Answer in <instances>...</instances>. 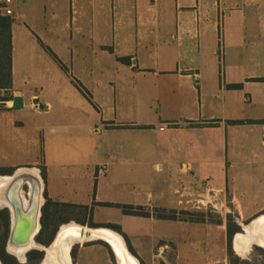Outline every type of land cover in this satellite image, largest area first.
I'll list each match as a JSON object with an SVG mask.
<instances>
[{
    "label": "crops",
    "instance_id": "1",
    "mask_svg": "<svg viewBox=\"0 0 264 264\" xmlns=\"http://www.w3.org/2000/svg\"><path fill=\"white\" fill-rule=\"evenodd\" d=\"M22 1L29 14L11 16L10 89L22 106L14 108L12 99L0 106V132L34 133L21 142L0 135V162L10 160L0 168L41 169L47 198L60 203L48 192L49 166L39 164L37 153L59 131L79 149L88 148L96 168L86 209L70 202L89 221H70L114 231L140 264L247 259L229 254L223 218L216 223L178 215L207 195L242 200L229 169L237 160L264 162V0ZM86 3L92 6L89 15ZM82 40L104 63L78 53ZM245 148L248 155L241 152ZM135 167L149 169L133 174ZM107 168L113 175L109 188L119 187L125 201L100 195L97 185ZM96 202L141 208L147 216L123 215L172 223L174 232L155 242L145 235L136 244L115 221H93L88 209ZM240 203L239 215L264 214V206L249 210V202L245 211ZM233 222L243 232V224ZM73 264L117 260L109 244L91 239L76 243Z\"/></svg>",
    "mask_w": 264,
    "mask_h": 264
},
{
    "label": "rangeland",
    "instance_id": "2",
    "mask_svg": "<svg viewBox=\"0 0 264 264\" xmlns=\"http://www.w3.org/2000/svg\"><path fill=\"white\" fill-rule=\"evenodd\" d=\"M12 7L15 14L25 11L29 14V7H26L22 0H14ZM84 8L87 15L91 14L92 6L86 3ZM60 14L61 13H59V15ZM86 41L87 40H82L83 45L79 46L78 53H82L80 55L82 57H87V59L91 57L92 62L93 59L96 58L100 63H104V57L100 54L93 53L90 48L86 46ZM50 52L51 50L49 49V53ZM94 125L97 124L92 122V126ZM83 129H86L85 125ZM55 130L59 129L55 128ZM84 132H86V130ZM33 133V130H1L0 135L3 138L5 137L6 139L21 142L20 139H26L28 136L33 135ZM52 138V141L46 140L45 150L42 149L37 152L39 164H46L49 166V171L47 173L48 192L60 203L71 204L70 202L77 201L82 204L81 207L84 209L87 207V204L92 201L95 192L93 171L95 173L96 168L95 166H92V160L89 158L90 151L88 148L79 149L71 137L62 134L59 131H57ZM15 148L18 150L16 156L20 159L22 148L19 146V143H17ZM241 152L247 155L249 154L248 148H245ZM34 153L35 152L33 151L32 154L34 155ZM9 162L10 160H5L0 163L4 164ZM237 162L238 164H235L229 169L228 174L229 178L234 179L238 192L243 194L244 198L242 200H232L227 193L224 198L219 196L212 199L207 195L206 197L199 198L202 201L194 199L192 203L185 205L187 208H191V211H188V213L180 212L178 217L193 221L208 222H216L219 218H223L225 221L230 219L231 221L242 223L243 227L247 226L252 219L257 217L254 214L239 215L238 210H240V208L238 201L241 202L240 204L242 207L247 206V203L250 202L249 210L264 206V162L257 165H247L238 160ZM107 169L108 175L100 177L97 185L101 189L100 195L106 197V199L114 197L117 201H123L122 199L125 201L126 197L122 198L123 192H121L119 187H112L113 189L109 188L108 181L112 179L113 175L111 170H109L110 168ZM142 169L146 171L149 168L135 167L132 173H141L143 171ZM38 173L40 174L41 179H43L41 169ZM42 187L44 186L42 185ZM91 206L92 210L88 209V212L92 214L94 222L104 224L105 221H115L121 227V231L126 237L135 241L136 244L137 238L139 237L147 235L149 241L155 242L159 240L160 237L167 236L168 234L172 235L175 229V225L172 223H169L168 225H164L163 223L150 224L149 221H143L136 217H132L131 215H123V213L125 214L123 211V207L125 206H122L121 204L111 207L96 202L91 204ZM243 210L248 211V209H244V207ZM69 214H72V209L66 208V212L60 211L58 217L59 222L60 220H64ZM73 215L78 219L85 218L87 221H89L90 218L89 215L87 216V214H83V212L79 211H76ZM61 225L62 224L58 225V229ZM239 234H244V231L242 232L241 230ZM236 235L233 238V246H228L229 254L236 258H238L237 254L242 256V258H247L241 260L240 264H264V249L253 245L251 248L248 246L247 250L240 252L236 249L234 244ZM138 240L141 241V239ZM75 249L76 245L73 247V250ZM70 264H73V262L71 263L70 261Z\"/></svg>",
    "mask_w": 264,
    "mask_h": 264
},
{
    "label": "trees",
    "instance_id": "3",
    "mask_svg": "<svg viewBox=\"0 0 264 264\" xmlns=\"http://www.w3.org/2000/svg\"><path fill=\"white\" fill-rule=\"evenodd\" d=\"M11 24L12 18L8 16H0V89H11L12 78H11ZM239 85H233L232 87H237ZM12 96L9 94L5 100H11ZM14 171L13 168H0V174H9ZM47 195V194H46ZM66 208L72 209V214L67 215L64 220H60L61 223L70 221L71 219H77L73 214L77 211V207L71 204H63L54 202L47 199L43 207L42 215V228L37 237V241L48 245L58 227L61 224L58 220L60 211L66 212ZM86 209V208H84ZM123 211L127 214L147 216L148 213L142 212L141 208H133L130 206L123 207ZM159 218H169L174 219V215L159 213L157 214ZM84 224V220H79ZM221 220L218 219L216 223H220ZM107 227L114 228L120 231L118 225H106ZM227 240L228 246H231V238L234 233L240 231V227L236 225L230 219H227ZM0 260L2 264H38L41 260L43 253L38 250H31L27 253V261L25 263H20L14 256L7 253L5 250V242L8 234V213L6 210L0 211ZM129 250L135 255L133 249L128 243ZM72 257H75V251L72 252Z\"/></svg>",
    "mask_w": 264,
    "mask_h": 264
},
{
    "label": "water",
    "instance_id": "4",
    "mask_svg": "<svg viewBox=\"0 0 264 264\" xmlns=\"http://www.w3.org/2000/svg\"><path fill=\"white\" fill-rule=\"evenodd\" d=\"M12 102L14 108H20L22 106V100L20 97H14L12 99ZM29 169L31 168L29 167L17 168L10 176V180L8 181V183L2 189V196L4 200L7 201L8 206L11 208V216H12L6 250L8 253L16 256L20 260H25L24 259L25 253L31 249H39L41 251H44V258H45L48 253L47 249H49L53 245L56 239L55 237V239L48 247L38 244L34 239L40 229V222H39V218L41 215L40 209L43 204V200L41 197L42 179L39 174H35L34 172H31ZM26 183L29 186V198L27 200H25L22 197V187ZM253 221L254 220L252 219L248 225L253 223ZM252 229L253 226H251V232L253 233ZM83 233H86V236L88 237H93L92 236L93 234L91 232H85L84 229H83ZM91 239L104 240L107 244L111 246V244L105 239L90 238L89 240ZM13 248L21 250L23 253L22 254L23 257L21 258L15 252H12L11 250ZM125 248L127 252H129L126 246ZM113 252L115 253L114 250ZM116 260H117V264H119L117 256H116ZM0 264H2L1 260H0Z\"/></svg>",
    "mask_w": 264,
    "mask_h": 264
},
{
    "label": "bare ground",
    "instance_id": "5",
    "mask_svg": "<svg viewBox=\"0 0 264 264\" xmlns=\"http://www.w3.org/2000/svg\"><path fill=\"white\" fill-rule=\"evenodd\" d=\"M29 170L31 172H34L35 174H38V171L34 168H31ZM9 180H10L9 176L6 175L3 177L0 176V192L5 187V185L8 183ZM3 205L6 206V203L3 202ZM1 206L2 204L0 203V207ZM257 217L258 218L253 219L254 220L253 223L244 227V232L246 234H250L251 226H253L252 231L255 234V239L247 238V237L245 238L241 234L235 237V247L238 251L241 252L247 250L248 246H250L252 242L258 243L259 245H262L264 247V226H263L264 214H261ZM83 229L85 230V232H91L93 234L92 235L93 237L86 236V233H83ZM60 233L63 237L62 240H64L63 241L64 245H62V247L65 246L67 250L71 247L70 245L75 241L89 240L90 238H102L107 240L111 244L113 250L115 251L119 264H139L136 258H134L129 252H127L124 242L122 240L123 238H121L120 235H118L117 233H115L114 231L108 228L86 230L84 226L82 225L78 226L76 225V223L71 222L68 225L62 226ZM11 251L15 252L21 258L23 257L22 256L23 253L21 250L13 248ZM43 264H58L54 256L53 249L48 250L47 256L44 259Z\"/></svg>",
    "mask_w": 264,
    "mask_h": 264
},
{
    "label": "flooded vegetation",
    "instance_id": "6",
    "mask_svg": "<svg viewBox=\"0 0 264 264\" xmlns=\"http://www.w3.org/2000/svg\"><path fill=\"white\" fill-rule=\"evenodd\" d=\"M15 171V170H14ZM14 171H12V173H9V174H0V176L1 177H3V176H11L12 174H13V172ZM42 185H43V182H42ZM22 197L25 199V200H27L28 198H29V186H28V184L26 183L23 187H22ZM41 197H42V200H43V204H42V206H41V209H40V212H41V215H40V218H39V222H40V229H39V231H38V233H37V235L35 236V241L38 243V244H40V245H42V246H45V247H48L51 243H52V241L55 239V237H56V239H55V241H54V243H53V245L49 248V249H47V251L48 250H50V249H53V253H54V256H55V259H56V261H57V263L58 264H70V261H71V263L73 262V257H72V252L73 251H75V250H73V247H74V245H76V243H79V242H82V241H84V240H82V241H75V242H73L70 246V248L67 250L66 249V247L65 246H63L62 247V245H64V243H63V241L64 240H62V235H61V233H60V231H61V227L62 226H64V225H68L69 223H71V222H73V221H68L67 223H61L62 225L60 226V228L58 229V227H57V229H56V231H55V234H54V236H53V238H52V240H51V242L48 244V245H44V244H42V243H40V242H38L37 241V237H38V235H39V233H40V230H41V228H42V215H43V207H44V204L46 203V201H47V195H46V192H45V190H44V187H42V192H41ZM2 200H3V202H5L6 203V206H4L3 205V202H2ZM0 203L2 204V206L0 207V211H2V210H6L7 211V213H8V234H7V238H6V242H5V250H6V247H7V241H8V237H9V232H10V227H11V221H12V216H11V208L8 206V203H7V201L6 200H4V198H3V196H2V190H1V192H0ZM74 223H76V222H74ZM76 225H78V226H81L80 224H78V223H76ZM244 228V227H243ZM75 229V228H74ZM78 229V228H77ZM85 229L86 230H89L90 228H88V227H85ZM90 230H92V229H90ZM252 233V232H251ZM246 234L245 232H244V234H242L245 238L247 237V238H254L255 239V234L254 233H252V234ZM236 234H239V232H237ZM235 234V235H236ZM253 234H254V237H253ZM57 235V236H56ZM80 235V234H79ZM250 236V237H249ZM255 242H252L251 244H250V247L249 248H251L253 245H255V246H260V247H262V248H264L262 245H259L258 243H255ZM61 246V247H60ZM53 247V248H52ZM62 249V250H61ZM71 249V250H70ZM31 250H38V251H40V252H42L43 253V256H42V258H41V260L39 261V263L38 264H42L43 263V261H44V259L46 258H44V251H41V250H39V249H31ZM31 250H28L26 253H25V260H20L19 258H17L16 256H14V255H12V256H14L20 263H25L26 261H27V253L29 252V251H31ZM6 252H7V250H6ZM69 252H70V254H69ZM8 253V252H7ZM10 254V253H9ZM70 255V256H69ZM68 257V258H67ZM71 258V259H70ZM68 261V262H67Z\"/></svg>",
    "mask_w": 264,
    "mask_h": 264
},
{
    "label": "built area",
    "instance_id": "7",
    "mask_svg": "<svg viewBox=\"0 0 264 264\" xmlns=\"http://www.w3.org/2000/svg\"><path fill=\"white\" fill-rule=\"evenodd\" d=\"M13 0H0V16L11 17L14 14ZM10 94L8 89H0V106L5 105L8 101L5 98Z\"/></svg>",
    "mask_w": 264,
    "mask_h": 264
}]
</instances>
